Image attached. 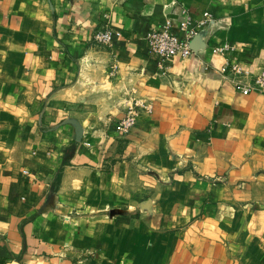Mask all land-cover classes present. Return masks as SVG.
Masks as SVG:
<instances>
[{"label": "crops", "instance_id": "1", "mask_svg": "<svg viewBox=\"0 0 264 264\" xmlns=\"http://www.w3.org/2000/svg\"><path fill=\"white\" fill-rule=\"evenodd\" d=\"M204 13V49L147 53ZM234 62L264 70V0H0V264H227L255 244L264 96L234 90ZM136 102L152 111L121 136Z\"/></svg>", "mask_w": 264, "mask_h": 264}, {"label": "built area", "instance_id": "2", "mask_svg": "<svg viewBox=\"0 0 264 264\" xmlns=\"http://www.w3.org/2000/svg\"><path fill=\"white\" fill-rule=\"evenodd\" d=\"M211 21L210 15L204 13L203 18L195 26H192L189 22L181 23L178 26V33L173 30L170 23L153 29L145 38L147 53L157 57L161 63L173 56L189 57L194 54L189 47L191 39L199 32L207 30ZM180 33H183V36H180ZM113 36L114 33L109 28L103 27L93 35V41L101 47L108 48L112 45ZM221 73L232 80L233 88L238 93L244 96L250 94L264 96V70L259 74L252 75L234 62L226 64ZM151 111L150 105L136 102L118 121L117 130L119 134L121 136L127 135L135 125L136 119L141 114L151 113Z\"/></svg>", "mask_w": 264, "mask_h": 264}, {"label": "rangeland", "instance_id": "3", "mask_svg": "<svg viewBox=\"0 0 264 264\" xmlns=\"http://www.w3.org/2000/svg\"><path fill=\"white\" fill-rule=\"evenodd\" d=\"M232 243L229 246L231 249L228 251L230 257L227 264H264V235L258 237L255 244H251L249 240L244 243L243 239Z\"/></svg>", "mask_w": 264, "mask_h": 264}, {"label": "water", "instance_id": "4", "mask_svg": "<svg viewBox=\"0 0 264 264\" xmlns=\"http://www.w3.org/2000/svg\"><path fill=\"white\" fill-rule=\"evenodd\" d=\"M206 33H207L206 31L199 32L197 35H195L191 39V41L189 43V47L194 53L205 48V43H204L203 39L206 36Z\"/></svg>", "mask_w": 264, "mask_h": 264}]
</instances>
